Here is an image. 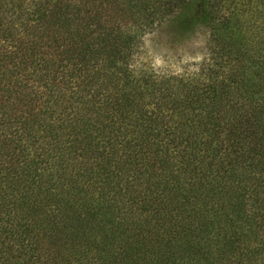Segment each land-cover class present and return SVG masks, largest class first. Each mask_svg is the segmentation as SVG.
<instances>
[{
    "label": "trees",
    "instance_id": "16d2710c",
    "mask_svg": "<svg viewBox=\"0 0 264 264\" xmlns=\"http://www.w3.org/2000/svg\"><path fill=\"white\" fill-rule=\"evenodd\" d=\"M242 13L264 0H0V264H264ZM170 16L216 42L198 74L136 68Z\"/></svg>",
    "mask_w": 264,
    "mask_h": 264
},
{
    "label": "rangeland",
    "instance_id": "374dc122",
    "mask_svg": "<svg viewBox=\"0 0 264 264\" xmlns=\"http://www.w3.org/2000/svg\"><path fill=\"white\" fill-rule=\"evenodd\" d=\"M198 6L199 4L195 3L191 9V14L194 16ZM260 8L258 4V10ZM242 14L240 35L245 29L244 36L246 35L247 41L258 37L264 38L261 17L253 14L251 18L249 14ZM185 21L187 22L181 19L177 21L173 16L166 17L146 33L139 51V63L136 66L139 71L184 76L199 73L203 65L212 57L216 42L211 39L209 30L197 20L191 26L188 20Z\"/></svg>",
    "mask_w": 264,
    "mask_h": 264
}]
</instances>
